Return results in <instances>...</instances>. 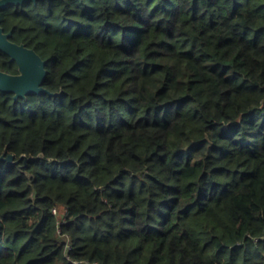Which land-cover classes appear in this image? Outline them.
<instances>
[{
  "label": "trees",
  "instance_id": "1",
  "mask_svg": "<svg viewBox=\"0 0 264 264\" xmlns=\"http://www.w3.org/2000/svg\"><path fill=\"white\" fill-rule=\"evenodd\" d=\"M0 25L56 93L0 90L22 156L0 264H264V0H37Z\"/></svg>",
  "mask_w": 264,
  "mask_h": 264
},
{
  "label": "water",
  "instance_id": "2",
  "mask_svg": "<svg viewBox=\"0 0 264 264\" xmlns=\"http://www.w3.org/2000/svg\"><path fill=\"white\" fill-rule=\"evenodd\" d=\"M27 1L35 2L37 0H0V10L8 5L23 4ZM10 36L11 31L5 32L0 25V51L8 55L10 61L17 64L19 72L11 74L0 70V90L13 93L15 99L31 93L56 94L43 86L47 76L46 60L33 48L12 41ZM21 158L22 156L15 160L13 154H2L0 155V165L2 162H6L8 165L17 163Z\"/></svg>",
  "mask_w": 264,
  "mask_h": 264
},
{
  "label": "built area",
  "instance_id": "3",
  "mask_svg": "<svg viewBox=\"0 0 264 264\" xmlns=\"http://www.w3.org/2000/svg\"><path fill=\"white\" fill-rule=\"evenodd\" d=\"M52 213L56 216L61 215V213L59 212L58 208L54 207L52 208ZM64 220V217L61 215L59 218V222H62ZM75 264H79V261H74ZM88 264H100L98 262H88Z\"/></svg>",
  "mask_w": 264,
  "mask_h": 264
}]
</instances>
